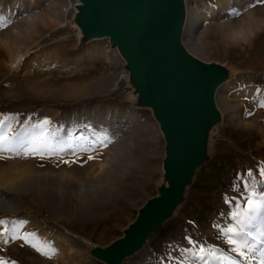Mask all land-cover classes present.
<instances>
[{
    "label": "rangeland",
    "instance_id": "1",
    "mask_svg": "<svg viewBox=\"0 0 264 264\" xmlns=\"http://www.w3.org/2000/svg\"><path fill=\"white\" fill-rule=\"evenodd\" d=\"M75 2L0 0V119L11 117L4 130L46 129L61 149L0 159V259L15 264H104L88 244L119 238L161 179L159 125L151 110L130 104L125 62L109 40L78 37ZM184 44L236 69L217 95L224 123L186 204L124 264H209L196 255L201 247L212 264H254L226 233L240 230L234 214L246 208L249 188L264 192V2L190 0ZM262 219L264 212L233 238L250 244ZM13 226L56 254L11 240Z\"/></svg>",
    "mask_w": 264,
    "mask_h": 264
},
{
    "label": "water",
    "instance_id": "2",
    "mask_svg": "<svg viewBox=\"0 0 264 264\" xmlns=\"http://www.w3.org/2000/svg\"><path fill=\"white\" fill-rule=\"evenodd\" d=\"M190 0H76L71 25L84 42L108 39L125 62L127 95L149 109L165 154L156 194L138 209L122 235L88 244L104 264H124L142 252L186 204L200 170L213 157L224 114L220 88L236 76L231 62L205 61L184 44Z\"/></svg>",
    "mask_w": 264,
    "mask_h": 264
},
{
    "label": "snow or ice",
    "instance_id": "3",
    "mask_svg": "<svg viewBox=\"0 0 264 264\" xmlns=\"http://www.w3.org/2000/svg\"><path fill=\"white\" fill-rule=\"evenodd\" d=\"M262 2H264V0H262ZM0 20H3V17H0ZM260 107H264V103H261ZM10 119V116L0 119V159H8L12 156H40L41 158H43L45 155H53L61 150L53 143L54 134L50 135V133L46 129H41L37 133L23 132L9 135L8 132L11 130V124H7V129H4L6 121ZM44 123L45 125H47V121H45ZM101 143L104 142L102 141ZM88 158L94 159V157L92 156H89ZM248 175L251 176L252 173L249 172ZM260 176L264 177V168H261ZM246 205V208H244L242 212L234 214V218H240L238 221L241 224L240 230L237 231L236 228H229L227 229L226 233L228 235L227 243L233 245V251L239 253L241 256H244L246 254L244 250L248 249L250 246L247 244V242H238L233 237L243 235L244 226L250 225L251 222L261 214V212H264V192H258L254 186L250 187ZM5 224V221L0 220V225ZM3 231L7 233L9 232V229L5 227ZM35 235L36 234L34 233H26L24 235H21L19 233V227L13 226L10 239L13 241H15L16 239H21L25 244H30L36 251L40 252L42 255L49 258L54 256L57 250L50 244H40L39 241L34 243L33 238H35ZM261 235L264 236V233H261ZM7 242L8 240L5 239V243ZM204 253L205 249L201 247L199 249V253H196V255H199V258L201 260H204ZM210 254L214 259H217L214 252ZM260 255V264H264V251H262ZM0 264H15V262H8L0 259Z\"/></svg>",
    "mask_w": 264,
    "mask_h": 264
},
{
    "label": "bare ground",
    "instance_id": "4",
    "mask_svg": "<svg viewBox=\"0 0 264 264\" xmlns=\"http://www.w3.org/2000/svg\"><path fill=\"white\" fill-rule=\"evenodd\" d=\"M259 225H260V228L254 234L257 238L251 240L250 244L247 243L250 247L248 249H245V253H246L245 255L248 256L250 263L254 261V256L256 257V260H255L254 264H260V260H261V255L260 254L263 251V249H261V247L264 244L263 239L261 238V237H263L261 235L262 229H264V220L263 219L259 221ZM240 260H242V258H240ZM202 261L203 262H207L208 261L209 264H212V261L205 260V258Z\"/></svg>",
    "mask_w": 264,
    "mask_h": 264
}]
</instances>
